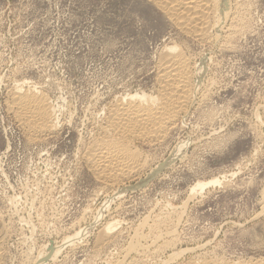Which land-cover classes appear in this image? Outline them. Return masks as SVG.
Returning <instances> with one entry per match:
<instances>
[{
    "label": "rangeland",
    "instance_id": "rangeland-1",
    "mask_svg": "<svg viewBox=\"0 0 264 264\" xmlns=\"http://www.w3.org/2000/svg\"><path fill=\"white\" fill-rule=\"evenodd\" d=\"M229 7L221 31L237 20L244 31L228 44L222 32L191 41L143 0H0V264H170L184 251L171 264L264 258V0ZM172 45L207 69L195 99L162 142L131 141L141 174L107 186L84 156L98 116L124 95L155 96V63ZM21 83L54 104L55 133L31 139L10 110ZM181 142V157L152 177Z\"/></svg>",
    "mask_w": 264,
    "mask_h": 264
},
{
    "label": "bare ground",
    "instance_id": "bare-ground-1",
    "mask_svg": "<svg viewBox=\"0 0 264 264\" xmlns=\"http://www.w3.org/2000/svg\"><path fill=\"white\" fill-rule=\"evenodd\" d=\"M143 1H145L146 4L150 5L151 7H153V9L158 14H160L163 17V19L166 20L168 25H172L174 29H176V31H178V33H180L182 36L184 35L186 37L191 38V41L193 39L194 41H200L203 43L204 42L211 43V40L213 39L215 40L219 38L220 36H218V34L222 32L221 30L226 27L227 19H229L230 16L234 15L232 14L231 9L229 7V0H143ZM232 21L235 22L236 21L235 18L232 19ZM232 21L230 19V22ZM232 24L233 25H231V27L227 28L230 29V33L228 36L224 34L225 31H223L224 33L222 32L223 35L226 36V42H228V44L231 40L232 35L234 36V34L237 33V31L238 33H240L243 30L242 28L243 23H240V21L237 20L235 23ZM217 42H222V37L221 40ZM215 43L216 42H214V44ZM223 43L227 44L225 43V41ZM174 46L165 47L164 49H162L160 52V57L158 56L159 58L158 61L156 60L157 63H155V65H156L157 91L155 96H152L151 95L152 93H150V95H145L143 93H136L133 95L127 94V96L124 95V97L122 98L115 99L114 101L112 100L113 102L111 101V103H109L108 106L105 107L104 113L102 112L100 113L102 116H98L100 120L98 118L99 121H97V123L98 122L99 123L97 125L100 133L96 137H93L90 145L86 149V152L84 153L83 151V153L87 160V163L89 164V167L94 171V173L96 174V176H98V178L100 177L101 180L102 179L104 180V183H106L107 186L115 183H120V181H124V180L127 181V179H130L134 176H138V174H141V172L144 170L146 165L138 157V155H136L138 152L135 154V151H133L134 153L131 151L130 149L131 141L144 140V141H148L149 143V141L160 142L161 140L162 142V139H164L166 132L169 131V129L171 128L173 130L175 125L184 116L187 115L189 108L195 99L196 90L197 88L198 90L200 88L199 87L200 78L203 77L201 76L203 75L202 72L207 69L202 71L203 69V66H201L203 65L202 62L201 63L198 62L197 64H195L194 63L195 61L193 62L195 65H193L194 67H192L191 61L184 54L185 52L183 53L182 51H180L179 48H177L178 46L177 47ZM226 48L228 47L226 46ZM23 83L26 86H28L27 85L28 82L27 83L23 82ZM33 88L34 87H32V89ZM205 89L207 90V88ZM21 90H22V83L21 86L15 85V88L13 90L14 92L12 93V98H11L12 100H10L12 102L10 103L13 107L9 105V107H11L10 109L11 111L13 108L16 110L17 120L19 121V123L27 130L28 134L31 136L30 137L31 139L38 140V138H43V136L52 134L55 130H57L56 128H58L56 125L57 118L55 119L54 117V112L56 108L53 109L52 107L54 104H50V100L48 101L47 98L45 99L44 97H42L39 94V91L35 92L29 89L31 91L29 92L27 90L28 93L26 92L27 94L26 93L24 94L22 93ZM201 93L203 92L201 91ZM204 98H206V96H204ZM204 98H202V100ZM208 121L210 122V120ZM187 144L188 143H182V142L178 143L176 149L174 148L175 150H173V152L170 154L169 159L166 160L163 164L158 165V167H156L155 170H152L150 175L153 177V175L158 173V171L161 170L162 167L168 165L171 161L175 160L176 158L181 157V152H183L182 150L184 147H186ZM216 181L217 179L215 181L212 180V182H208V183H201V182L196 183L195 186L190 188L191 189L190 193L191 192L195 193L196 191L201 192L205 187H208L211 184L215 185L217 183ZM140 183L142 184L144 182H140ZM140 183L137 184V187L138 185H140ZM125 191L126 189L119 190L118 193L113 194V197L106 199V201L103 203L102 208L98 211L95 219H100L101 214L104 212V210H106L110 206V204H112V201L115 200L120 195H122ZM165 220L157 219L154 222V225L155 224L156 226L160 224L163 225V223L166 222ZM92 228L93 227L91 226L90 228L85 229L76 236L87 234ZM111 230L112 227L108 226L105 229V233L107 234ZM4 232L5 231H3L2 227L0 226V246L4 241L3 240L4 237H6L4 236ZM102 235L103 233L101 234V236ZM74 237L65 238L63 242L65 243L70 240H73L75 239ZM137 247H135V249H138ZM141 247L143 246L141 245ZM59 249H60L59 247L51 248L50 250L48 249L47 252H46L47 249H45V252L49 256H51L57 254ZM139 249H143V248H139ZM186 252L184 251L175 254L174 256L170 257L171 259L169 261L173 263V261L175 262L176 260H179V257L182 258L183 257L182 255ZM249 257L250 258L248 259H243L239 257L233 260H229L231 258L226 259L225 256L224 257L220 255L210 256L207 254H200L193 256L189 258L186 262H181L180 264H264V258L259 257L257 259V258H251V256Z\"/></svg>",
    "mask_w": 264,
    "mask_h": 264
}]
</instances>
